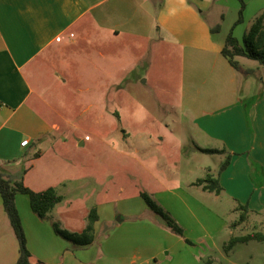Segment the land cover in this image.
I'll list each match as a JSON object with an SVG mask.
<instances>
[{
  "label": "crops",
  "instance_id": "crops-1",
  "mask_svg": "<svg viewBox=\"0 0 264 264\" xmlns=\"http://www.w3.org/2000/svg\"><path fill=\"white\" fill-rule=\"evenodd\" d=\"M244 2L242 22L236 24L238 0H0V174L22 179L33 191L46 189L27 181L44 157L41 147L47 143L54 150L59 144L49 140L59 132V125L41 105L54 102L56 89L71 90L75 100L86 104L85 120L96 121L104 111L108 82L123 84L119 76L138 63L149 74L155 71L156 60L157 68L176 72L172 91L176 102L170 110L184 116L197 151L223 150V154L201 153L221 159L229 155L230 160L216 175L222 188L217 194L196 184L206 174L215 178V169L209 165H201L203 175L198 178L186 179L177 172L179 132L159 131L160 136L154 137L139 134L136 138L145 136L147 145L132 140L131 177L147 178L144 192L173 215L201 213L208 218L209 227L190 230L195 236L188 240L197 252L189 264L210 258L218 233L224 238L233 235L228 221L220 226L219 219L213 227L222 208L223 214L229 212L233 218L240 205L247 206V218L264 213V66L257 68L260 88L253 92L247 86L243 94L240 74H246L236 71L221 54L227 35L231 32L241 43L254 18L264 11V0ZM240 68L249 71L247 75L255 72ZM159 84H164L162 77ZM72 90L79 92L77 98ZM120 134L119 141L128 142V132ZM167 138L175 146L164 154L157 146ZM143 154L146 160H160L145 165L140 161ZM24 161L30 165L25 167ZM140 162L148 177L140 173ZM54 188L62 200L43 219L32 212L29 199L22 215L18 202L25 205L26 200L15 196L31 264H187L171 252L188 244L180 238L167 241L170 229L158 215L150 214L145 203H136L139 209L135 210L124 204L118 211L99 204L91 245L79 247L62 239L53 231L52 221L81 232L90 209L72 207L86 189L73 194L71 187L64 194ZM154 229L163 234L158 242L153 240ZM165 234L170 238L165 239ZM17 258L14 252L13 264Z\"/></svg>",
  "mask_w": 264,
  "mask_h": 264
},
{
  "label": "rangeland",
  "instance_id": "rangeland-1",
  "mask_svg": "<svg viewBox=\"0 0 264 264\" xmlns=\"http://www.w3.org/2000/svg\"><path fill=\"white\" fill-rule=\"evenodd\" d=\"M236 60L239 61L242 68H250L255 71L247 76L240 74L242 93L246 92L247 86H249L248 91L256 92L260 88L259 77L261 75L257 69L260 68V64L244 57H237ZM158 66L160 65L155 60V71L147 74L144 71L145 66L138 63L135 68L119 76L123 84L108 82L102 106L104 111L98 114L101 118L96 121L92 118L85 120L83 110H85L86 104H84L83 99L75 100L71 96V90L56 89L53 97L54 102L41 105V107L48 111L51 115L50 118L59 125L60 130L54 136L55 138L53 136L50 137L51 139L49 138L50 141L59 140V144L54 150H50V144L47 143L44 145L45 147H41L45 153L44 157L37 162L36 168L31 171L27 180L28 183L36 188L56 187L64 194H68L67 191L71 187L74 188L73 194L86 189L85 195L82 194L77 201L73 202L72 207L74 208L90 209V207L96 208L102 204L111 207L113 211H118L123 208L124 204H128L133 210L139 209L138 204L144 206L140 193L144 192L148 180L147 178L146 180H137V178L132 179L131 177V160L129 158L131 156V142L133 140V142L138 141L139 145H147L145 136L139 139L136 136L139 134L152 137L160 136L159 131L165 133L169 130L179 132V139L182 142L178 149L181 151L182 164L178 165V171L177 169L176 171L187 176L186 179H193L203 175L201 165H209L215 169L213 173L216 178L219 173V166L224 159L206 156L199 150L197 151L190 137L189 125L184 120V116L175 110H170L171 105L176 102L172 92L177 84L175 83L176 72L173 71L168 74L165 71L166 67L164 70L163 67L157 68ZM161 77L164 83L162 85L159 84ZM72 94L75 98L79 96L77 90H72ZM49 100L51 101V98ZM121 131H127L130 135L128 142L119 141ZM123 139L125 141V134H123ZM174 144L173 139L167 138L157 147L164 154H169L175 146ZM145 154L140 156V161L145 165L153 164L155 159L160 160V157L146 160L144 159ZM142 162H140V173L148 177ZM23 165L29 166L30 162L24 161ZM189 170L190 172H188ZM140 181H143V184ZM61 183H65L66 186L63 187ZM100 191L101 194H99ZM104 193L105 197L103 196ZM89 195H91L90 201H88ZM18 196L26 200L25 205L18 202L20 213L23 215V208L26 207L28 197L24 194H18ZM172 200L174 201V199ZM154 201L169 213L183 231L182 237L169 231L171 238L165 234V239L169 237L170 239L167 241L172 243L180 238L184 240L182 242L188 244V247L176 246L171 255L177 259H184L189 264L192 260V254L197 252L196 249L191 248L194 243L188 240L195 236V232L190 230L194 228L199 231L203 225L209 227L208 218L201 213H198L196 217L173 215L164 205L157 200ZM214 208L218 211L221 209ZM223 211L224 208L219 212L218 222L213 227L219 225V219L220 226H222L223 220L228 221L233 230V235L224 238V234L219 232L215 238L217 248H214L209 255L210 258H204L201 264H264V241L252 240L236 243L230 249L225 246L232 236L255 232L264 234V213L260 217L255 216L256 218L251 217L244 222H238L239 212L233 218L229 212L223 214ZM150 214L155 213L150 211ZM0 216L4 219L0 217V264H13L14 252L18 253L17 239L3 209H0ZM152 234L154 235V242L159 241L158 236H163L161 231L157 229H154ZM208 259H212V261L207 263Z\"/></svg>",
  "mask_w": 264,
  "mask_h": 264
},
{
  "label": "trees",
  "instance_id": "trees-1",
  "mask_svg": "<svg viewBox=\"0 0 264 264\" xmlns=\"http://www.w3.org/2000/svg\"><path fill=\"white\" fill-rule=\"evenodd\" d=\"M240 6L238 10V19L236 24L242 22L243 11L245 8L244 0H238ZM221 54L228 60L230 65L243 74L250 73L247 70H242L236 60L237 57H244L257 61L264 66V11L259 13L253 20L249 29L244 33L242 42L240 43L230 32L225 40V44L221 50ZM205 154H223V150L214 149H199ZM230 157L226 155L222 164L219 167V173L223 171L229 164ZM197 185H202L204 190L215 193H220L222 188L217 178L211 174H206L204 178L196 181ZM17 194H24L28 196L29 205L32 212L38 218H46L47 214L62 200V196L57 194L53 187H48L41 191H33L24 185L23 180H12L0 174V197L2 200V207L6 217L12 227L13 233L18 243V258L15 264H31L30 252L26 243V236L22 227V222L18 214L15 203V196ZM140 196L146 206L156 215H158L167 225L171 232L176 235L183 236L182 229L172 219L168 212H166L159 204H157L147 193L141 192ZM238 222H244L247 219L248 208L246 205L238 206ZM98 221V214L95 207H91L86 225L81 232H71L60 226L57 221H52V229L56 235L62 239L79 247H86L91 245L95 239L94 225ZM264 241V234L255 232L241 236H232L225 245L230 249L236 243H245L248 241ZM187 243L188 240H185ZM190 243V242H189Z\"/></svg>",
  "mask_w": 264,
  "mask_h": 264
}]
</instances>
